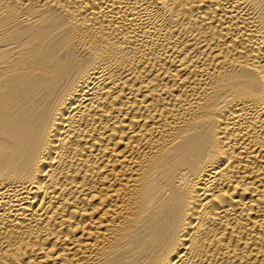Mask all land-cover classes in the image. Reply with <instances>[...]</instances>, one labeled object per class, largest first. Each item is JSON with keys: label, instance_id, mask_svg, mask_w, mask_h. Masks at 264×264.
Masks as SVG:
<instances>
[{"label": "bare ground", "instance_id": "1", "mask_svg": "<svg viewBox=\"0 0 264 264\" xmlns=\"http://www.w3.org/2000/svg\"><path fill=\"white\" fill-rule=\"evenodd\" d=\"M0 264H264V0H0Z\"/></svg>", "mask_w": 264, "mask_h": 264}]
</instances>
